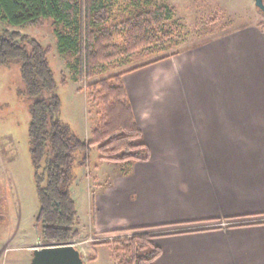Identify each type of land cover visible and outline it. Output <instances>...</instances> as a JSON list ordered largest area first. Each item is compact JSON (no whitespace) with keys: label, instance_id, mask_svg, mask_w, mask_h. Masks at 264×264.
Listing matches in <instances>:
<instances>
[{"label":"crops","instance_id":"crops-1","mask_svg":"<svg viewBox=\"0 0 264 264\" xmlns=\"http://www.w3.org/2000/svg\"><path fill=\"white\" fill-rule=\"evenodd\" d=\"M143 73L146 81L131 88L129 77ZM122 78L149 155L109 185L101 187L96 175L95 196L94 176L85 171L86 218L71 189L79 234L148 227L165 236L156 264H264V31L245 29ZM39 238L21 245L5 239L0 257L22 247V264H31ZM188 244L206 255L170 253Z\"/></svg>","mask_w":264,"mask_h":264},{"label":"rangeland","instance_id":"rangeland-1","mask_svg":"<svg viewBox=\"0 0 264 264\" xmlns=\"http://www.w3.org/2000/svg\"><path fill=\"white\" fill-rule=\"evenodd\" d=\"M86 1L83 0L84 3ZM162 6H168L173 13L164 24L157 43L145 44L131 55L122 52L119 58L94 69L92 75L73 67L76 64L74 54L60 53L55 33L57 26L50 17L40 18L39 21L26 25H12L0 17V33L5 30L18 31L49 49V62L57 80L54 93L59 95L62 103L61 120L68 123L81 138H84L88 127L87 139L90 140L92 130L100 120L102 108L96 98L89 96V85L92 82L117 73L124 74L133 67H142L218 39L229 40L245 29L258 27L264 31V12L256 6L255 0H105V18L94 29L98 32L113 29L124 19ZM113 35L114 42L124 50L125 32L120 29ZM30 47L27 43L29 50ZM129 79L133 89L137 87L136 83L146 81L144 73L135 74ZM33 101L22 76L21 61L13 59L0 65V242L13 237V245H21L22 242L36 238L37 233L41 234L40 224H37L40 202L35 179L36 168L32 160L29 135ZM162 104L165 109H183L180 102ZM146 148L148 149L147 145ZM139 149L143 158L134 160L131 165L101 157L96 144L90 148L87 164L82 167L76 159L74 169L79 179L73 182L71 189L83 218H86L89 211L85 171H90L94 176L92 195L95 196L98 191L95 176L100 175L104 180L101 187L106 183L109 185L115 176L130 170L135 162L148 158L149 149ZM77 154L80 155V152ZM45 164L46 158L41 170ZM82 171L84 174L81 179ZM137 233L139 231L131 229L101 235L84 232L78 234L73 243L81 249L86 264H120L125 255V245ZM151 234L155 235L153 241L156 245L159 242L162 244L165 236L157 235L154 231ZM42 245L44 243L39 238L35 247ZM190 245L184 248L171 247L170 253L187 258L206 255V248L203 250L202 247ZM23 251L22 247L7 249L1 254L0 264H10L12 259H17L22 264ZM191 263L189 260L186 262Z\"/></svg>","mask_w":264,"mask_h":264},{"label":"trees","instance_id":"trees-1","mask_svg":"<svg viewBox=\"0 0 264 264\" xmlns=\"http://www.w3.org/2000/svg\"><path fill=\"white\" fill-rule=\"evenodd\" d=\"M172 13L168 6L145 10L122 20L113 29L98 32L94 26L105 18V0L85 3L83 0H0V17L12 25L52 18L57 26L58 50L74 54L76 64L73 67L89 75L97 67L119 58L122 52L131 55L145 44L157 43ZM120 29L126 37L124 50L113 38L114 32ZM48 53L47 47L18 31L0 33V65L20 60L27 92L34 99L29 135L40 202L37 224H40V239L44 245L69 243L79 234L76 228L78 212L71 192L76 179V159L85 164L93 144L98 145L101 157L129 165L143 158L140 147L148 150L142 141V130L122 72L89 85V96L102 106L100 120L90 140L82 139L62 121V103L54 93L57 80ZM45 158L46 164L41 170ZM131 230L139 233L125 245L120 264H156L161 248L153 241V230L148 227Z\"/></svg>","mask_w":264,"mask_h":264},{"label":"water","instance_id":"water-1","mask_svg":"<svg viewBox=\"0 0 264 264\" xmlns=\"http://www.w3.org/2000/svg\"><path fill=\"white\" fill-rule=\"evenodd\" d=\"M255 4L264 12V0H255ZM31 264H86V262L80 249L69 242L35 247Z\"/></svg>","mask_w":264,"mask_h":264},{"label":"built area","instance_id":"built-area-1","mask_svg":"<svg viewBox=\"0 0 264 264\" xmlns=\"http://www.w3.org/2000/svg\"><path fill=\"white\" fill-rule=\"evenodd\" d=\"M90 240H91V238H89ZM74 241H71V243H73ZM74 244V243H73ZM74 245H76V244H74ZM80 251H81V249H80Z\"/></svg>","mask_w":264,"mask_h":264}]
</instances>
